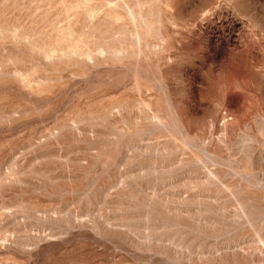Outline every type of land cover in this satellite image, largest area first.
<instances>
[{"label":"rangeland","instance_id":"obj_1","mask_svg":"<svg viewBox=\"0 0 264 264\" xmlns=\"http://www.w3.org/2000/svg\"><path fill=\"white\" fill-rule=\"evenodd\" d=\"M75 1L0 0V30L47 12L120 60L0 37V264H264V0H80L95 29ZM114 1L158 37L101 25Z\"/></svg>","mask_w":264,"mask_h":264},{"label":"bare ground","instance_id":"obj_2","mask_svg":"<svg viewBox=\"0 0 264 264\" xmlns=\"http://www.w3.org/2000/svg\"><path fill=\"white\" fill-rule=\"evenodd\" d=\"M18 1V0H17ZM80 3H79V2ZM82 1V0H81ZM81 1L80 0H77V4H74L73 2H72V4L70 5V4H68V5H63L62 4V10L61 11H58L57 13H56V18H58V20L60 19V17L62 18V19H64V16H70V18L71 19H69V16L67 17L68 18V20H70V21H72V25H75V23L77 24V22H79V21H81L82 20V23L85 25V26H87V29L89 28V27H91L92 29H95L94 28V26H93V24H92V22H93V20H94V18H95V15H96V13L98 12V10L96 9L97 8V6H96V8H95V5H94V8L93 9H89V10H83V8H81V6L83 5V2H85V1H83L82 3H81ZM119 1L121 2V0H118V3H119ZM89 2V1H88ZM87 2V3H88ZM91 2H92V0H91ZM105 2H106V0H105ZM115 2V1H114ZM16 3V2H15ZM68 3V2H67ZM66 3V4H67ZM108 3V2H107ZM106 3V4H107ZM117 2H115V3H112V4H110V5H108L107 4V6H109V8L108 9H110V12H108V13H105L101 18H100V23H101V25H102V23H104L105 21H110V22H121L122 21V14H124L125 15V17H126V19L132 24V26H133V30H134V33H133V35L132 36H130V35H125V31H123V33H124V36H126V37H124L122 34V32H120L121 31V27H122V25H121V27H119L120 29H116L117 30V32L119 31L120 33H121V35L123 36H121L123 39H126L127 38V42H131L130 44H132V43H134V44H140V42H141V39H142V34H152L154 37H158V33L156 32V30L155 31H153V29L152 28H150V27H152V26H148L147 24H146V22H144L143 20V18H137L136 17V13H134V12H132L131 10H130V8L129 7H127L125 4H123L122 3V5H119L118 3L116 4ZM82 4V5H81ZM86 4V3H85ZM84 4V5H85ZM136 4V3H135ZM137 4H139L138 2H137ZM92 5V4H91ZM135 6V5H134ZM51 8H52V6H51ZM53 10V9H52ZM59 10V9H58ZM46 11H48V10H46ZM57 11V10H56ZM101 10H99V12H100ZM53 12H55V11H53ZM52 12V13H53ZM98 12V13H99ZM2 13V12H1ZM46 13L47 12H45V15H46ZM47 14V15H50V17L53 15V14ZM41 14V13H40ZM134 14V15H133ZM45 15H44V17H43V14H41V17L39 18L40 19V21L41 22H43V26L42 27H35V26H31L27 31H23V32H18V33H14L13 32V34L9 31V34H8V32L5 30H0V37H6V36H11L12 38H13V41L14 42H16L17 44H23L24 46H26L27 48H28V50L32 53V54H34V55H36L37 57H39L40 58V60L42 61V62H44L46 65H48V64H50V65H52V64H55V65H58V64H64V65H66V64H69V63H73V62H81V63H90V62H92L93 60H94V58H99V56H101V50H99L97 47H92V45L89 43V41L90 40H88V43H86L87 41V37H86V35L85 34H88L89 35V33L87 32L86 33V31H87V29L86 28H83L82 26H81V28H83V30H85L86 29V31L84 32L85 34H83V35H85V37L86 38H84V36L81 38L82 40L80 41V40H77V39H80V38H77V37H79V36H77V37H75L76 38V40L77 41H75L73 38H72V31H74V29H76V27L75 26H77V25H75L74 27L75 28H73L72 30H70L71 28H70V26H71V22H67V24H69L70 26H69V28L67 27L66 28V24H64L65 25V28L66 29H61L60 28V26H59V28L57 27V26H55L54 25V23L53 22H49L48 24H47V22H44L43 21V19L44 18H49V16L48 17H45ZM139 16H141V15H139ZM36 18V17H35ZM56 18H54V19H56ZM38 19V20H39ZM62 19H60V20H62ZM66 19V18H65ZM143 19V20H142ZM50 20V19H49ZM57 20V19H56ZM58 20H57V22H58ZM59 20V21H60ZM67 20V21H68ZM52 21V20H51ZM28 22L29 21H27V24H28ZM40 22V23H41ZM54 22H55V20H54ZM148 22V21H147ZM36 22H34L33 24H35ZM44 23H45V26H44ZM62 23V22H61ZM74 23V24H73ZM109 23V22H108ZM42 24V23H41ZM55 24H57V23H55ZM26 25V24H25ZM37 25V24H36ZM79 25H80V23H79ZM107 25H109V24H107ZM150 25V24H149ZM41 26V25H40ZM68 26V25H67ZM89 26V27H88ZM100 26V25H99ZM7 27V26H6ZM96 27V26H95ZM98 27V26H97ZM104 27V26H103ZM102 27V28H103ZM80 28V29H81ZM105 28V27H104ZM104 28L102 29V31L103 32H105L104 31ZM9 29V28H8ZM123 29H124V27H123ZM96 30H97V28H96ZM99 30V29H98ZM90 31V30H89ZM95 31V30H94ZM94 31H92L91 30V32H90V34H94L95 32ZM16 32V31H15ZM75 32V31H74ZM81 33H82V30L80 31ZM79 32V33H80ZM93 32V33H92ZM99 33H97V34H100V30L98 31ZM10 33L12 34V35H10ZM78 34V35H81L82 36V34ZM102 33V32H101ZM127 33V32H126ZM117 34V33H116ZM116 34H112L111 36H112V39H113V35L116 37V36H118V34L116 35ZM87 35V36H88ZM101 35V34H100ZM120 35V34H119ZM94 36V38H95V36H97V35H93ZM111 36H110V38H111ZM90 36H88V38H89ZM84 38V39H83ZM119 38V37H118ZM116 39V38H114V40H112V41H118V44L119 43H121L122 41H120L119 39ZM144 39H145V36H144ZM86 42H85V41ZM91 40H93L92 38H91ZM102 40V39H101ZM100 40V41H101ZM107 40V39H106ZM162 40V39H161ZM103 41V40H102ZM112 41H109V42H112ZM120 41V42H119ZM124 42V41H123ZM93 43V42H92ZM104 43H105V41H104ZM126 43V42H125ZM99 44V43H98ZM101 44V43H100ZM128 44V43H127ZM134 44H132V45H134ZM115 45V44H114ZM120 45V44H119ZM136 45V46H137ZM100 46V45H99ZM124 46V45H123ZM144 46V45H143ZM125 47V46H124ZM138 47H140V45L139 46H137L136 48H138ZM130 48V47H129ZM128 48V49H129ZM131 48H132V46H131ZM107 49V48H106ZM109 49H111V48H109ZM109 49H107V51H105V52H103V54L105 55H107V57L109 56L110 58H112V59H116L117 58V54H115L116 55V58H115V55H114V53L113 54H111L110 52V50ZM113 50V49H112ZM110 51V52H109ZM130 51V50H129ZM139 51V50H138ZM152 51V50H151ZM150 51V52H151ZM118 52H120V54H119V56L121 57V53L123 54V52L122 51H118ZM140 53H144V52H140ZM130 54V53H129ZM132 54V53H131ZM103 55V56H104ZM103 56H101V57H103ZM126 56H128V55H126ZM133 56V55H132ZM135 56H136V54H135ZM145 56V55H144ZM100 57V58H101ZM106 57V58H107ZM138 57H140L139 56V54H138ZM124 58H125V56H124ZM126 59V58H125ZM134 59V58H133ZM102 60V59H101ZM110 60V59H109ZM108 60V61H109ZM117 60V59H116ZM130 60H132V58L130 59ZM114 61V60H113ZM120 60H117L116 62L118 63ZM107 62V61H106ZM115 62V63H116ZM124 62V61H123ZM127 62H128V60H127ZM127 62H124V63H126L127 64ZM74 63V64H75ZM120 63V62H119ZM147 67V66H146ZM134 78V77H133ZM18 81L20 82V84L25 88V87H27L28 86V84L29 83H27V80L25 81V76H19V78H18ZM44 83V82H43ZM29 88V87H28ZM110 111V113H111V110H109ZM107 113H108V111H107ZM99 120V119H98ZM240 211H241V208H240ZM242 212V211H241ZM243 214V213H242Z\"/></svg>","mask_w":264,"mask_h":264}]
</instances>
